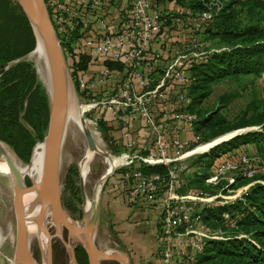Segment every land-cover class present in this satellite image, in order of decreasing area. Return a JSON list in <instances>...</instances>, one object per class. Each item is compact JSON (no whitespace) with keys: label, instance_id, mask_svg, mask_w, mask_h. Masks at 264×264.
<instances>
[{"label":"built area","instance_id":"built-area-1","mask_svg":"<svg viewBox=\"0 0 264 264\" xmlns=\"http://www.w3.org/2000/svg\"><path fill=\"white\" fill-rule=\"evenodd\" d=\"M224 1L202 0L195 11L164 9L162 0H45L59 44L66 47L72 81L83 104L90 105L85 111L94 109L108 125L119 123L126 150L115 165L121 189L132 206L138 199L155 203L161 239L155 264H195L205 239L224 237L220 226L202 218L201 208L242 199L249 183L236 186L237 175L251 177L258 170L245 152L221 157L204 178L213 185L224 182L216 192L178 191L190 158L212 147L196 150L204 141L194 131L198 117L189 108L190 70L221 49L205 48L195 37L181 48L168 45L175 30H203ZM81 57L87 58L85 69L78 64ZM136 119L144 124L140 132L130 127ZM140 148L152 150L144 154ZM142 162L162 163L166 170L145 173ZM259 169L264 171V164ZM224 216L235 225L228 213Z\"/></svg>","mask_w":264,"mask_h":264},{"label":"trees","instance_id":"trees-1","mask_svg":"<svg viewBox=\"0 0 264 264\" xmlns=\"http://www.w3.org/2000/svg\"><path fill=\"white\" fill-rule=\"evenodd\" d=\"M175 1L193 10L202 8V0ZM206 27L207 35L216 43L215 48L221 50L212 52L208 60L195 64L190 70L192 81L188 89L191 96L189 108L198 117L194 131L200 134L202 141L207 142L237 128L250 125H259L260 128L236 134L194 155L190 164L195 165V169L184 172L178 191L203 189L216 192L223 182L209 184L205 182V176L219 158L227 157L225 154L229 149L243 144L251 143L254 146L255 153L249 156H253L252 163L258 170L251 177L241 172L237 175L236 186L249 183L242 199L201 208L202 218L212 226H220L224 230V237L205 239L202 249L194 255V262L264 264V171L259 169L264 164V96L253 94L232 122H227L216 109L199 114L200 103L218 81L234 79L239 87H243L247 86L251 78L264 77V2L225 0L222 9ZM34 46L35 37L18 3L0 0V139L11 146L23 161L29 160L34 144L41 141L45 134L48 95L37 82L35 71L26 59L9 62L27 54ZM62 49L66 51L63 44ZM86 63L85 57L78 61L81 69L87 67ZM74 86L81 96L76 82ZM236 94L237 90L223 92L218 102L224 103ZM98 121L107 124L103 116ZM140 168L145 173L166 170L162 163L142 162ZM76 174L77 170L71 167L66 180L68 186H73V176ZM73 191L79 200L77 189ZM224 213L235 219V225L228 224ZM75 257L78 264H88L87 254L80 244L75 246Z\"/></svg>","mask_w":264,"mask_h":264},{"label":"rangeland","instance_id":"rangeland-1","mask_svg":"<svg viewBox=\"0 0 264 264\" xmlns=\"http://www.w3.org/2000/svg\"><path fill=\"white\" fill-rule=\"evenodd\" d=\"M168 2L169 0H167L164 5H167ZM171 37L174 39L171 42V46L176 49L189 44L192 37H195L198 41L203 43L205 48L215 47L216 45V43L207 35L205 29L193 34L183 28L175 30ZM31 51L25 54L23 59H26L30 63L35 71L37 82L43 86L46 91L47 88L49 89V86L45 83L43 78L40 77L37 70V64L31 56L33 53ZM12 62L14 61L11 60L9 63ZM246 84L247 86L244 85L243 87H239L238 82L234 79H223L218 81L213 85L211 93L200 103L199 114L203 115L206 111L216 109V111L219 112L227 122H232L236 115L246 106L253 94L256 93L260 96H264V78H251ZM73 89L75 90L77 103L78 106H80L84 120L88 121L90 127L94 130L95 137L93 138L97 144V148L96 154L90 162L85 177L82 172L81 164L87 153L86 151L90 147L87 146L88 144L84 132L67 123L61 148L59 168V181L62 188L61 201L63 206H66L65 209L73 218L81 221L83 212L85 210L89 211L90 206L88 207V204H85L81 199L79 186L80 177L83 178L84 191L88 200L94 198L100 187V191L98 192L100 213L95 232V243L97 246L103 249H120L126 251L130 256L132 264H155L156 254H158L157 248L161 244L160 233L157 231L158 213L155 208V203L138 199V201L132 206V202H129L127 199V191L120 187L121 180L119 175L116 174L118 166L117 169L114 168V171L108 176V178L100 183L98 182L104 171L109 169L107 157L113 156L114 159L120 160L122 159L121 154L126 151L125 146L122 145L119 123L117 122L113 125H107L106 123L99 122V119H97L98 115L94 109L88 111L84 110L83 101L74 85ZM235 90H237V94L232 99L227 100L224 103L218 102L220 94ZM23 122L26 123L24 120ZM255 126L257 125L245 127L254 129ZM3 143L7 144L5 141H3ZM40 143L41 141H38L32 148L28 161L21 160L12 147L8 144L7 145L13 150L20 161L30 164L33 154ZM115 148L122 149L115 150ZM229 150L230 151L225 154V156L229 158H236L241 152H245L248 155L255 153V148L251 143L243 144L239 148ZM192 158H194V156L190 158V161ZM71 167H74L77 170V174L73 176V186H68L66 180ZM194 169L195 165L191 164L190 170L193 171ZM183 175L184 173L182 176ZM25 182L30 184L31 178L26 176ZM220 182L223 181L221 180ZM223 183H221V185ZM74 189H77L78 191L80 197L79 200L75 198ZM230 193H232V191ZM65 203H69L70 205H66ZM16 227L17 216L12 182L9 177L0 175V264L11 263L15 245ZM56 229V225H50L49 231L50 234H52V264H69V251L63 242V240H68V232L66 229H63L61 235H59L56 232ZM39 238L40 236L37 241L35 240L33 242L32 251L39 262H41L42 254L39 244L41 239ZM71 244L77 245L78 243L73 240L71 241ZM101 264L119 263L115 260L103 259L101 260Z\"/></svg>","mask_w":264,"mask_h":264},{"label":"water","instance_id":"water-1","mask_svg":"<svg viewBox=\"0 0 264 264\" xmlns=\"http://www.w3.org/2000/svg\"><path fill=\"white\" fill-rule=\"evenodd\" d=\"M16 2L22 9L35 37V46L31 52L37 49L39 42L43 47L47 61L50 89H46L48 95V122L45 134L41 140L43 144L41 176L37 181L31 179V183L27 184L18 169L9 162L17 216L14 252L10 264H52L51 234L39 221L45 205L51 208L54 216L60 218L67 228L68 240H63V242L69 251V264H78L75 257L76 245L71 244L73 240L85 249L88 264H101V260L103 259L115 260L119 264H132L130 256L126 251L120 249H103L95 243V232L100 213L98 193L91 199L89 211L86 212L85 210L83 212L81 221L73 218L63 206L61 201L62 188L59 181V168L61 148L66 130L69 90L70 88L73 89L74 83L57 34L49 18L45 0H16ZM73 91L75 90L73 89ZM249 129L251 128H237L235 132L219 142ZM83 132L87 140V146L96 149L97 144L91 133L87 129ZM0 141L3 142L1 139ZM114 168L115 165L105 170L98 182L100 183L108 178L114 171ZM79 186L81 199L85 203L86 194L82 177H80ZM27 195H32V199L40 204L37 214V224L45 234L44 243L42 244L39 241L42 254L41 262H39L33 253L29 242V225L34 217L32 218L30 214L29 201L25 198ZM56 230L61 235V228Z\"/></svg>","mask_w":264,"mask_h":264},{"label":"bare ground","instance_id":"bare-ground-1","mask_svg":"<svg viewBox=\"0 0 264 264\" xmlns=\"http://www.w3.org/2000/svg\"><path fill=\"white\" fill-rule=\"evenodd\" d=\"M31 56L34 58V61L37 64V70H38L40 77L43 78V80L45 81L46 84H48L49 89H50V80H49L47 61L45 58L43 47L40 42H39L37 49L33 51ZM88 107H90V105L84 104V110H86V108ZM67 123L69 125H73L80 131H84L85 129H87L91 133V135L95 137L94 130L90 127L89 122L84 120L82 116V111L80 110V106H78L75 91H73L72 88H70L69 90V103L67 107L66 125ZM235 131L226 133L208 142L204 141L205 143L204 142L201 143L196 148V150L205 149L207 147H210L214 145L215 143L219 142L220 140H222L223 138L231 135ZM86 152L87 153L85 157L83 158V163L81 164L82 172L85 177L87 174L86 172L89 169L90 162L96 154V149L88 148ZM107 158L109 162V163L107 162L109 164V168L111 166L118 164L119 162L123 160V157L120 160L114 159L113 156L112 157L109 156ZM9 162L12 163L18 169L23 180H25L26 176H29L32 180L37 181L42 173V163H43V144L42 142L36 148L33 154L31 163L26 164L20 161L17 155L13 152V150L7 144L0 141V175L7 176L11 179L12 173L10 170ZM25 198L27 199V201H29L28 203L30 205L31 217L32 218L34 217V219H32L31 224L29 225V242H30L31 249H32L33 242L35 240L37 241L39 236H40L39 239H41V243L42 244L44 243L45 234L43 233V230L40 229L37 224V218H38L37 214H38V210L40 206L39 202L34 201V199H32V195H27ZM90 201L91 200H88L86 197L85 204H88L87 205L88 207L90 206ZM39 221L42 225H44L47 228L49 233H50L49 228H50V225L52 224L56 225L57 229L61 228V231H63V229H67L64 222H62V220L58 218L57 216H54L51 208L48 205H45Z\"/></svg>","mask_w":264,"mask_h":264},{"label":"crops","instance_id":"crops-1","mask_svg":"<svg viewBox=\"0 0 264 264\" xmlns=\"http://www.w3.org/2000/svg\"><path fill=\"white\" fill-rule=\"evenodd\" d=\"M167 1V0H166ZM166 1H164V0H162V2H161V5H162V7L164 8V9H173V8H177V7H180L181 5L179 4V3H174L175 2V0H173V1H170L169 0V2H168V4L167 5H164V3L166 2ZM174 39L171 37L170 38V41H169V49L171 50L172 49V46H171V42L173 41ZM24 56V55H23ZM23 56L22 57H20V58H15V59H12V61H16V60H19V59H23ZM144 126V124H143V122H142V119L140 120V119H136V120H134L132 123H131V125H130V127H131V129H132V131H134V132H140L141 130H143V127ZM242 146V145H241ZM241 146H239V147H241ZM238 147V148H239ZM112 149H114V148H112ZM116 149H122V148H115V150ZM152 150V148H140V151L141 152H149V151H151Z\"/></svg>","mask_w":264,"mask_h":264}]
</instances>
